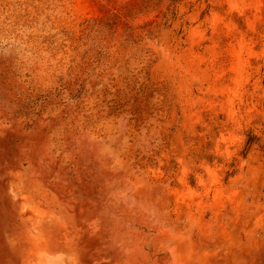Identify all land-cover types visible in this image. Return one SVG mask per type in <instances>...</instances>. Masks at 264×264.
<instances>
[{
	"label": "rangeland",
	"instance_id": "rangeland-1",
	"mask_svg": "<svg viewBox=\"0 0 264 264\" xmlns=\"http://www.w3.org/2000/svg\"><path fill=\"white\" fill-rule=\"evenodd\" d=\"M0 264H264V0H0Z\"/></svg>",
	"mask_w": 264,
	"mask_h": 264
}]
</instances>
